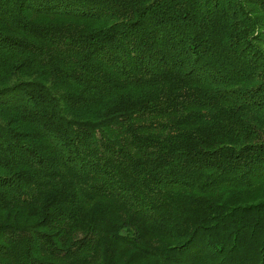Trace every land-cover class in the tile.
<instances>
[{
	"label": "trees",
	"instance_id": "1",
	"mask_svg": "<svg viewBox=\"0 0 264 264\" xmlns=\"http://www.w3.org/2000/svg\"><path fill=\"white\" fill-rule=\"evenodd\" d=\"M0 264H264V0H0Z\"/></svg>",
	"mask_w": 264,
	"mask_h": 264
}]
</instances>
